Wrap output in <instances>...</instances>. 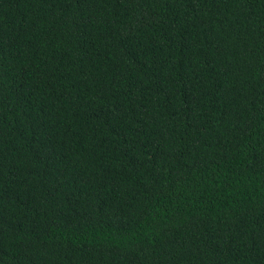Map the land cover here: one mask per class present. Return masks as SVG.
I'll return each mask as SVG.
<instances>
[{
  "label": "trees",
  "instance_id": "trees-1",
  "mask_svg": "<svg viewBox=\"0 0 264 264\" xmlns=\"http://www.w3.org/2000/svg\"><path fill=\"white\" fill-rule=\"evenodd\" d=\"M0 264H264V0H0Z\"/></svg>",
  "mask_w": 264,
  "mask_h": 264
}]
</instances>
